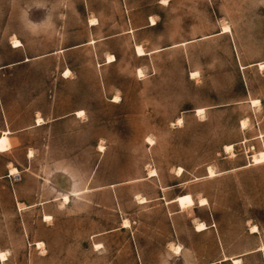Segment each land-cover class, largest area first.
Here are the masks:
<instances>
[{
	"label": "rangeland",
	"instance_id": "1",
	"mask_svg": "<svg viewBox=\"0 0 264 264\" xmlns=\"http://www.w3.org/2000/svg\"><path fill=\"white\" fill-rule=\"evenodd\" d=\"M263 64L264 0H0V264H264Z\"/></svg>",
	"mask_w": 264,
	"mask_h": 264
},
{
	"label": "bare ground",
	"instance_id": "2",
	"mask_svg": "<svg viewBox=\"0 0 264 264\" xmlns=\"http://www.w3.org/2000/svg\"><path fill=\"white\" fill-rule=\"evenodd\" d=\"M95 20L93 19V20H91L90 22H94ZM154 20H152V22H153ZM12 44H13V47H18V46H20V43H19V41L18 40H13V42H12ZM138 51H140V48H138ZM264 65V64H263ZM263 65H261V66H263ZM257 102V101H256ZM203 112V109H200V110H198V113L200 114V113H202ZM78 114H81V112H78ZM244 125V124H243ZM253 160V159H252ZM264 161V153H259V154H257V155H255L254 156V162L255 163H261V162H263ZM14 173H16V171H12V174H14ZM215 175V173L213 172V170L211 169V168H209V176H214ZM67 199V197H65V200ZM201 200V199H200ZM176 201L178 202V204H180L183 208H184V206H187V205H190L191 206V204L193 203V198H192V196L191 195H189V194H186V195H183V196H180V197H178V198H176ZM204 201L203 200H201L200 201V204L201 203H203ZM190 206H188V207H190ZM188 207H186V208H188ZM198 225V224H197ZM202 227V226H201ZM6 255L4 254V253H2V252H0V258H1V260L2 261H4L5 260V257ZM235 263H236V261H235Z\"/></svg>",
	"mask_w": 264,
	"mask_h": 264
},
{
	"label": "crops",
	"instance_id": "3",
	"mask_svg": "<svg viewBox=\"0 0 264 264\" xmlns=\"http://www.w3.org/2000/svg\"><path fill=\"white\" fill-rule=\"evenodd\" d=\"M94 18H95V24L94 25L89 24L90 26L111 27L110 23H107V24L100 23V21L103 20L104 18V15L102 12H97Z\"/></svg>",
	"mask_w": 264,
	"mask_h": 264
}]
</instances>
